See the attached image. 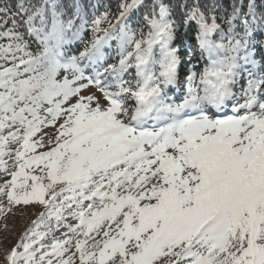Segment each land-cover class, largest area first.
<instances>
[{"label": "snow or ice", "instance_id": "1", "mask_svg": "<svg viewBox=\"0 0 264 264\" xmlns=\"http://www.w3.org/2000/svg\"><path fill=\"white\" fill-rule=\"evenodd\" d=\"M28 209L0 264H264V0H0V232Z\"/></svg>", "mask_w": 264, "mask_h": 264}, {"label": "rangeland", "instance_id": "2", "mask_svg": "<svg viewBox=\"0 0 264 264\" xmlns=\"http://www.w3.org/2000/svg\"><path fill=\"white\" fill-rule=\"evenodd\" d=\"M95 91V89H93ZM34 210L28 209L24 216H17L8 221L10 231L7 234L0 232V241L3 242L4 247H11L16 242L22 231L28 226L30 220L34 218Z\"/></svg>", "mask_w": 264, "mask_h": 264}, {"label": "trees", "instance_id": "3", "mask_svg": "<svg viewBox=\"0 0 264 264\" xmlns=\"http://www.w3.org/2000/svg\"><path fill=\"white\" fill-rule=\"evenodd\" d=\"M102 2L110 4L112 6V10L115 11L116 5L119 2V0H102ZM225 2L227 3V0H225ZM101 11H103V8H101Z\"/></svg>", "mask_w": 264, "mask_h": 264}]
</instances>
